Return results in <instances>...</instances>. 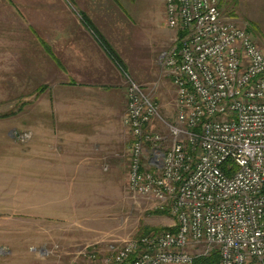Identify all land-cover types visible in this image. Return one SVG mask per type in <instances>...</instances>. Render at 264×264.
Listing matches in <instances>:
<instances>
[{
    "label": "built area",
    "instance_id": "obj_1",
    "mask_svg": "<svg viewBox=\"0 0 264 264\" xmlns=\"http://www.w3.org/2000/svg\"><path fill=\"white\" fill-rule=\"evenodd\" d=\"M165 15L176 39L159 62L175 87L176 122L130 83L123 124L130 193L174 223L125 242L105 264H193L214 248L219 264L264 261V51L219 0H166ZM155 120L167 135L150 129Z\"/></svg>",
    "mask_w": 264,
    "mask_h": 264
},
{
    "label": "rangeland",
    "instance_id": "obj_2",
    "mask_svg": "<svg viewBox=\"0 0 264 264\" xmlns=\"http://www.w3.org/2000/svg\"><path fill=\"white\" fill-rule=\"evenodd\" d=\"M32 6L33 0H0V120L8 118L15 123L30 116L49 87L45 83L50 80L42 79L41 72L48 60L38 56L32 40ZM219 8L225 18L246 29L264 51V0H219ZM165 9L166 0H114L103 11V29L111 41L108 46L115 51L114 56L107 53L109 58L121 70L123 62L128 68L125 88L130 83L139 86L158 106L161 120L175 124V87L159 62L161 53L170 50L176 39V31L166 24ZM115 56L119 63L113 60ZM150 129L167 135L160 120L153 121ZM12 132L8 152L0 158V166L5 161L10 166L8 178L0 168V264H105L125 242L160 234L173 225L170 214L156 212L155 202L130 193L128 165L121 184L89 186L91 197L83 202L80 212L78 209L89 225L87 233L78 231L77 216L51 217L48 209L54 202L45 201L40 206L33 199L31 179L17 183L21 179L15 162L28 159L25 151L31 136L22 139L29 133ZM168 146V141L161 145L163 149ZM145 149L147 158L149 146ZM248 264L264 261L252 259Z\"/></svg>",
    "mask_w": 264,
    "mask_h": 264
},
{
    "label": "crops",
    "instance_id": "obj_3",
    "mask_svg": "<svg viewBox=\"0 0 264 264\" xmlns=\"http://www.w3.org/2000/svg\"><path fill=\"white\" fill-rule=\"evenodd\" d=\"M113 2L33 0L32 40L38 56L48 60L41 72L49 87L30 116L15 123L0 120V158L8 152L12 131L31 136L28 159L15 162L17 183L31 179L33 199L40 206L54 202L51 217L77 216L81 233L89 227L79 213L91 197L89 186L121 184L128 165L131 138L123 124L128 68L123 62L121 70L97 38L111 47L103 11ZM0 168L10 177L8 161Z\"/></svg>",
    "mask_w": 264,
    "mask_h": 264
},
{
    "label": "trees",
    "instance_id": "obj_4",
    "mask_svg": "<svg viewBox=\"0 0 264 264\" xmlns=\"http://www.w3.org/2000/svg\"><path fill=\"white\" fill-rule=\"evenodd\" d=\"M97 38L101 42L102 47L109 54V56H114V54H113L114 52H113V50L110 49L108 44L100 36L97 35ZM113 60H115L117 63H119L116 56L113 57ZM156 212L161 213V214H168L167 210H158ZM194 263L195 264H218V253H217V251H214L213 253H211L207 257L197 258V259H195Z\"/></svg>",
    "mask_w": 264,
    "mask_h": 264
}]
</instances>
